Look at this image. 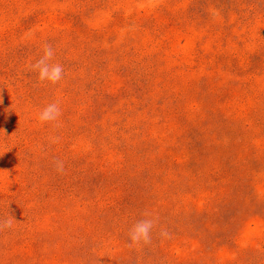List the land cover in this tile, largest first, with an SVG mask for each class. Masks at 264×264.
<instances>
[{"label":"rangeland","instance_id":"rangeland-1","mask_svg":"<svg viewBox=\"0 0 264 264\" xmlns=\"http://www.w3.org/2000/svg\"><path fill=\"white\" fill-rule=\"evenodd\" d=\"M9 216L0 264H264V0H0Z\"/></svg>","mask_w":264,"mask_h":264},{"label":"clouds","instance_id":"clouds-1","mask_svg":"<svg viewBox=\"0 0 264 264\" xmlns=\"http://www.w3.org/2000/svg\"><path fill=\"white\" fill-rule=\"evenodd\" d=\"M42 55L38 60L30 65V70L37 74L38 82L46 85H57L64 78V68L59 63H54L55 50L53 46L47 42L42 45ZM62 116V108L59 101H53L41 108L36 116L37 121L41 125L52 124L54 127H60V117ZM50 142L59 143L60 137H50ZM55 168L58 172H64V162L62 160L55 161ZM145 218L138 220L129 229L130 246L132 245H148L152 242L153 229L158 226V217H153L150 213H145ZM13 222H16L12 216L8 218H0V231L11 229ZM17 223V222H16ZM159 235L163 239L171 238L166 228L161 227Z\"/></svg>","mask_w":264,"mask_h":264}]
</instances>
